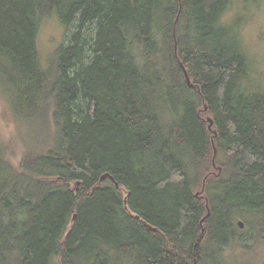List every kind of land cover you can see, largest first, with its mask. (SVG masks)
I'll list each match as a JSON object with an SVG mask.
<instances>
[{
  "label": "trees",
  "instance_id": "16d2710c",
  "mask_svg": "<svg viewBox=\"0 0 264 264\" xmlns=\"http://www.w3.org/2000/svg\"><path fill=\"white\" fill-rule=\"evenodd\" d=\"M230 5L0 0V82L45 137L18 164L0 139V264H230L264 246V87ZM53 14L68 34L44 70Z\"/></svg>",
  "mask_w": 264,
  "mask_h": 264
},
{
  "label": "rangeland",
  "instance_id": "374dc122",
  "mask_svg": "<svg viewBox=\"0 0 264 264\" xmlns=\"http://www.w3.org/2000/svg\"><path fill=\"white\" fill-rule=\"evenodd\" d=\"M222 22L234 27V33H237L253 63L252 77L264 87V0H231L230 9L223 16ZM67 34L58 16L51 15L42 20L37 45L44 70L50 66L52 59L54 61ZM5 88L0 82V139L10 147V160L18 164L25 151L40 147L45 137L37 126L38 118L15 111L14 105L11 107L8 102L9 92ZM240 250L228 251L230 264H247L250 261L264 263V246L255 248V256Z\"/></svg>",
  "mask_w": 264,
  "mask_h": 264
},
{
  "label": "water",
  "instance_id": "95a60500",
  "mask_svg": "<svg viewBox=\"0 0 264 264\" xmlns=\"http://www.w3.org/2000/svg\"><path fill=\"white\" fill-rule=\"evenodd\" d=\"M185 74H186L187 79H189V76H188V73L186 72V70H185ZM188 82H189V80H188ZM212 126H213V121L210 119L209 129H212ZM240 226H241V228H244V225L242 223H240Z\"/></svg>",
  "mask_w": 264,
  "mask_h": 264
}]
</instances>
